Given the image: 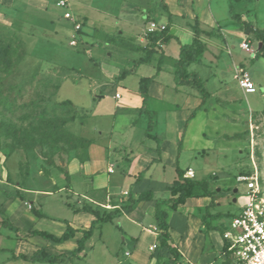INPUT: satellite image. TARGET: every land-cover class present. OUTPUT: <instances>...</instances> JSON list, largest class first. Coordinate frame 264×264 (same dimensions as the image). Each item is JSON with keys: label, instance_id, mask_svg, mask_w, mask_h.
I'll return each mask as SVG.
<instances>
[{"label": "rangeland", "instance_id": "rangeland-1", "mask_svg": "<svg viewBox=\"0 0 264 264\" xmlns=\"http://www.w3.org/2000/svg\"><path fill=\"white\" fill-rule=\"evenodd\" d=\"M14 1L19 2L15 5ZM100 1L70 0L76 7L69 10L78 12L81 5L94 7ZM229 12L243 16L253 28H264V0L210 1L205 13H211L227 34L234 47L233 56H228L223 50L220 54L215 51L218 57L212 63H208V56L204 57L209 66L199 70L205 91L210 97L202 105L205 111H197V116L187 127V140L182 143L181 157L182 168L190 167L196 179L210 176L214 189L221 193L216 211L226 215L235 214L246 203L245 187L238 182L239 176L250 175L256 170L264 195V56L251 59L249 53L240 49V44L248 36L252 38L250 50L253 52L258 50L259 43L231 20ZM105 17V29L114 30L117 26L118 32L122 30L126 36L129 35L126 30L130 28L132 32L145 28L139 19L137 23L127 25L110 16ZM35 19L38 23H35ZM45 20L43 14L25 9L21 0H0V52L8 51L7 56L1 55L0 58V198L7 203L8 209L15 210V214L20 217L16 223L23 228L35 223L31 213L33 209L39 208L29 205L31 201H38L35 195L56 189L51 174L43 169L45 167L52 171L53 168L45 165V159L50 157V146L42 143L36 134L46 124L45 121L68 120L74 115L75 120L68 122L64 129L79 140H94L98 132L111 131L112 139L109 142L112 146L129 143L133 150L139 147L145 131L141 118L131 127L133 118L137 116L135 105L129 104L127 107L123 103L136 99L137 76L129 75L119 83L117 89L122 98L118 101L113 98L116 88L111 89V85L117 83L118 75L126 67V58L120 54L121 48L112 47L117 51L112 58L103 56L102 51H94L93 54L98 55L95 59L91 50L98 43L96 35L86 33L84 36L82 32L77 33V36L82 34L84 40L78 48L70 46L72 35L67 36L65 33L60 40L54 39L58 41L52 47L51 28L47 23H42ZM132 32L127 37L133 35ZM232 58L234 61H244L245 69L252 76L257 89L255 93L242 91L238 87L233 77ZM148 68L143 66L141 74L147 73ZM65 100H69L72 105H55ZM123 106L126 108L119 109ZM152 106L159 108L157 104ZM160 117L154 131L159 136L163 130L162 113ZM164 134L166 147L175 143L176 132L167 131ZM231 136L235 138H229ZM107 141L103 139L102 143L106 144ZM63 146V150L52 156L55 165L66 169L67 162L86 158L84 145L78 144L76 148H71L69 144ZM98 154L102 155L103 152L99 151ZM96 155L92 157L94 162L101 160ZM134 161L136 159L130 170L136 166ZM70 170L72 184L77 191H81L84 185L80 174L75 166ZM166 171L165 178L169 183L172 180L171 168L166 166ZM108 178L113 182L111 192L114 194L129 186L117 172ZM62 181L63 177L56 174L55 182L59 184ZM234 189H237L236 193ZM65 193L52 192L50 196L39 197V201L45 204L44 212L70 220V213L62 204L67 201ZM178 218L172 213L168 215V221L175 231L181 230L182 221L185 224V219L181 221ZM197 219L196 216L190 218L184 241L188 234L195 238ZM117 222H124V218ZM213 223L221 228L218 220H213ZM57 229L53 227L51 230ZM219 232V229L210 232L215 249L219 247ZM116 233L118 236V230ZM5 256L0 254V264ZM217 259L218 262L222 261ZM8 264L26 263L16 261Z\"/></svg>", "mask_w": 264, "mask_h": 264}, {"label": "crops", "instance_id": "crops-1", "mask_svg": "<svg viewBox=\"0 0 264 264\" xmlns=\"http://www.w3.org/2000/svg\"><path fill=\"white\" fill-rule=\"evenodd\" d=\"M21 1L25 9L29 8V10H34L36 13L46 16L47 20L42 23H47L51 28L50 45L52 47L62 38L63 33H65L67 36L72 35V39L75 38L78 43L75 47L70 46L72 48H78L79 43L84 41L82 38L83 35L85 36L86 33H90L96 35V41H98L91 50L92 56L94 58L96 57L95 59H97L98 55L93 54L94 51H102L103 56L112 58L113 53H117L112 47L121 48L120 54L126 58L124 62L126 64L125 69L131 70V73L127 76L133 74L137 76V86L135 88V91H137L135 93L136 99L132 100L133 103L132 101H124L123 103L127 107L129 104L135 105L134 109L137 116L133 118L131 127H134L137 124V120L141 118L145 131L143 138L139 142V147L135 149L136 152L131 148L129 143L112 146L109 142L112 139L111 131H107L106 133L98 132L94 140H92V143L86 148V158L84 160L73 159L67 162L66 170L70 178V188L68 189L66 188L64 178L59 184L55 182L56 174L59 173L61 176L62 174L55 168H52L49 174H51L53 182L56 184V189L44 194L40 193L35 195L38 201H31L29 205L32 207L38 206L39 209H37V212L43 215V217H37L34 213L29 212L32 214L35 223L28 228H23L16 223L18 219L20 220V217L15 214V210H11L12 208L8 209L7 203L1 201L0 198V210L5 213L12 225L19 229V233H14L0 225V241L3 243L0 246V250H2L0 254L6 255L5 259H1V264L16 261H21L26 264H48L12 258V253L15 256L19 254L31 256L39 249H43L48 256L64 257L62 258L61 264H162V262L169 259L173 260V264H231L224 255V242L221 237V231L226 227L228 220L233 215L238 214L242 207H239L238 211L231 215L217 212L215 206L219 204L218 201L221 198V193L217 192L218 189H214V184L210 179L208 180V189L214 193L212 198L201 197L188 199L184 205L178 206L176 210H172L169 205L163 204L160 206V210L166 215V223L169 227L168 232L172 240L171 245L177 251L175 258L171 257L165 248L159 247L157 238L160 231L157 226L158 221L154 216L156 203L171 197L168 187L177 179V167L183 172V175L187 170H191L193 172L192 179L201 180L195 178V173L190 167L183 169L181 166L182 143H185L184 141L187 140L185 132L197 116V112L193 117L190 115L199 107L200 98L195 89L189 86H176L174 82L173 62L178 57V42L180 44H190L192 42L193 34L191 27L194 21L199 24L201 30L200 41L204 44L205 49L199 60L190 64L187 70L188 72L196 73L200 77L203 87L204 81L200 75L199 68L209 66L205 63L204 57L208 56V63H212L218 57L215 51L220 54L223 50L226 51L228 56H233L232 50L234 47L227 38V34L211 13L209 15L205 13V10L207 8L209 9L211 0H163L172 15L170 34L176 40H172L168 45L159 44L155 48L150 61L139 64L136 67L132 66V62L144 56L142 49L148 43L149 23L154 22L159 26L165 27L168 22L167 14L159 10V8L152 13V3L155 0H101L99 2L100 4L94 7H89L87 4L81 5L80 9L77 10L78 12L69 10L75 6L70 3V0H66L67 7L65 9H61L56 5L58 0ZM18 2L14 1V4L16 5ZM107 4H110V6ZM45 10L47 14H44L46 13ZM57 10H61V12L58 13ZM65 11L71 14L72 19L63 18ZM79 12H81V15ZM105 16H110L117 20V22L121 21L127 25L137 23V19H139L145 28L137 32H132L130 28L126 31H128L129 35L130 32L134 34L127 37L129 35L126 36L124 31L121 30L118 32L119 28L117 26H115L116 28L114 30L105 29ZM34 21L38 23L36 19ZM75 24L80 25L79 31L74 30ZM81 32L83 35L80 34V36H77V33ZM206 33L211 34L207 35ZM54 39L58 40L55 42ZM108 39H115L118 41V44L114 42L106 43L105 40ZM244 42H247L250 47L252 38L248 36ZM241 44L240 49H242ZM256 52L250 50L246 53H249L250 58L254 59L256 58ZM160 57L162 58L160 71L155 75L157 61ZM232 64L233 77L235 79L236 71L239 68L245 69V65L243 60L234 61L233 58ZM143 66H148L149 68L147 73L141 74V68ZM153 75L155 77L148 86V99L146 103L147 110L153 114L152 127L149 130V117L145 113H140L142 98L138 93V83L140 78L152 77ZM127 76L122 78L118 75L117 83L111 85V89L116 88L113 95L115 101L121 100L122 98L117 87ZM250 79L253 82L252 76H250ZM256 90L254 86V91L250 93H255ZM116 94L119 95L118 98L115 97ZM152 104H157L159 108H155ZM126 106L119 107V109L123 110ZM202 107L198 110L199 112L200 110L205 111ZM117 113L118 110L114 112V115L116 116ZM161 113L163 115V130H161L162 133L159 136L154 131L159 123V118H161ZM182 124L183 127L181 129ZM167 131L177 133L175 143L170 144L168 147H166V142L163 139L165 137L164 133ZM234 136L229 138H235ZM103 139L108 140L106 144L102 143ZM157 148H159V152ZM99 151H102L103 154H98ZM135 153L136 155H134ZM95 154L101 160L94 162L92 157ZM134 159H136L134 161L136 166L133 167L134 170H130ZM72 166H75L81 176L82 185H84L81 191H77L72 184V172L70 170ZM166 166L171 168L172 180L169 183L165 178V174L168 171H166ZM116 172L123 177V180L129 186L122 189L119 193L114 194L111 192V184L113 182L109 180L108 176ZM140 174L141 178L137 180ZM208 177L210 176H206L203 179ZM65 191L68 193H65ZM144 191H150L152 193V200L134 204L129 203V199H136ZM52 192H64L67 195L66 203L63 201L62 204L70 213V220L44 212L45 204L39 201V197L50 196ZM233 192L236 193L237 189H234ZM84 204L100 212L118 210L119 213L111 222L97 226L92 236L84 243L83 250L73 255L72 253L76 249L77 242L82 235L81 230L88 229L95 219L89 213L73 212V209L80 208ZM170 213H172V216H179L181 221L185 219V224H182L183 221L181 223V230L175 231L173 229L170 221H168V215ZM194 216L198 218V223L194 230L195 238H192L188 234L186 236L187 240L185 239L186 241H184V234L188 232L189 220L190 218L193 219ZM122 218H124V222H117ZM213 220H218L221 228L216 226ZM66 223L77 232L71 239L62 243H55L39 236L24 237L26 232L34 230L45 232L54 237H60L66 229ZM53 227H57L58 229L53 231L51 230ZM213 229H219L220 231L218 239L219 247L216 249L213 239L210 236V232ZM117 230L119 233L118 236L116 235ZM119 236H121V239ZM152 246H155V248L150 250ZM217 258L219 260L221 259L222 263L218 262Z\"/></svg>", "mask_w": 264, "mask_h": 264}, {"label": "trees", "instance_id": "trees-1", "mask_svg": "<svg viewBox=\"0 0 264 264\" xmlns=\"http://www.w3.org/2000/svg\"><path fill=\"white\" fill-rule=\"evenodd\" d=\"M153 7L154 9L152 13L156 11L155 9L159 8V10H162L167 14L168 22L165 25L163 30L155 31L147 35L148 43L142 49L144 51V56L137 60H134L132 62L133 67H136L139 64L149 62L155 48H157L159 44L168 45L172 40H176L175 37L172 34H170L172 15L170 14L164 1L155 0ZM229 13H230V18L233 21H235L238 25H240L246 34L252 35V37L256 41L259 42L260 47L258 48L255 57L257 58L261 55L264 56V28L262 29L253 28L251 23L246 21L243 16L238 15V14H233L231 12ZM191 29H192L193 38L190 44H180L177 41L179 45V53H178L177 59H175L173 62V68H174V82L176 86H189L195 89L199 95L200 105L191 113L190 116L193 117L194 114L204 104V102L209 98V94L205 91L200 77L196 73L188 72L187 70L190 64L197 62L199 60V58L201 57L205 49L204 44L200 41L201 30L199 28L198 22L194 21ZM206 34L210 35L211 33H206ZM105 42L106 43L108 42L117 43L118 41H116L115 39H108V40H105ZM1 55L7 56L8 51H5V52L1 51L0 58H1ZM161 63H162V58L160 57L157 61L155 75L159 73ZM130 73H131V70L124 69L121 72L120 77L123 78ZM155 75H153L152 77L140 78L139 83H138V93L142 98V106L140 109V113H145L149 117V120H148L149 130L152 127L151 124H152L153 114L147 110V106H146L147 99H148L147 90H148L149 84L153 81ZM55 105L64 106V105H72V103L69 100H65ZM74 120H75L74 115H71L68 120H54V119L47 120L45 121L46 124L42 127L40 132L36 133L37 136L39 137V140L42 141V143H47L50 146L48 147L49 148L48 154L50 155V157L45 159L46 160L45 165L48 167L55 168L62 174L63 178L66 181L67 189L70 188L69 174L66 169L54 164L52 160V156L55 155L58 151L63 150V147H64L63 145L67 146L69 144L71 148H76L78 144H82L84 145L86 149L92 143V140H87V139L79 140L78 138L74 137L73 135L65 131L64 126L68 122H72ZM40 122H43V120H41ZM157 151L159 152V148H157ZM43 155L46 156L45 153H43ZM43 169L44 171H47V174H49V171L47 168L43 167ZM176 175H177V179L173 182V184L170 187H168V191L171 197L167 200H163V201H160L159 203H156L155 212H154V216L156 220L158 221L157 226L160 231L158 238H157L158 245L160 248H165L167 252L170 254V256L173 258L177 256V251L171 245L172 240L168 232L169 227H168V224L166 223V215L164 212L160 210V206L165 204V205H169L172 210H176L178 206L184 205L188 199L201 198V197L212 198L214 194L212 191L208 189V180L210 179V177L201 179V180L184 178L183 172L178 167L176 168ZM140 178H141V174L139 175L137 180H139ZM20 198L22 199V197ZM150 200H152V193L150 191H144L140 193L136 199H129V203L134 204L137 202L150 201ZM73 212L74 213H78V212L89 213L93 215V217L95 218L92 221L88 229L81 230L82 235L77 242L76 249L72 253L73 255L83 250L84 243L92 236L93 231L97 228V226L104 224V223L111 222L112 219L115 218L119 213L118 210L111 211V212H100L99 210L93 209L86 204H84L80 208L73 209ZM33 213L37 217H43V215L37 212L36 209H33ZM0 225L1 227L9 229L14 233H19V229L12 225L8 217L1 210H0ZM76 232H77L76 230L72 229L66 223V229L60 237H54L45 232H40L36 230L26 232L24 234V237L39 236L43 239L50 240L55 243H62L66 240L71 239ZM221 234H222V231H221ZM1 251L2 250H0V252ZM12 258L21 259V260L28 261V262L61 264L62 258L64 257L48 256L43 249H39L35 253H33L31 256H25L22 254L15 256L12 253ZM226 258L228 259V256H226ZM162 264H173V260L171 259L166 260L162 262Z\"/></svg>", "mask_w": 264, "mask_h": 264}, {"label": "built area", "instance_id": "built-area-1", "mask_svg": "<svg viewBox=\"0 0 264 264\" xmlns=\"http://www.w3.org/2000/svg\"><path fill=\"white\" fill-rule=\"evenodd\" d=\"M56 5L65 9L66 0H58ZM64 19H72L67 11L63 13ZM164 26H159L154 22L148 25V33L161 31ZM74 30L79 31L80 25L75 24ZM70 45L75 47V38L70 41ZM241 48L249 52L250 47L247 42L241 44ZM235 79L239 88L246 92H253L254 85L245 69L239 68L236 71ZM119 97L118 94L115 95ZM184 178L192 179L193 172L187 170ZM239 183L245 187L246 203L239 213L228 220L222 231L221 237L224 242V255L228 256L231 264H264V195L262 194L257 171L250 175H242L237 178ZM152 246L150 250L154 249Z\"/></svg>", "mask_w": 264, "mask_h": 264}]
</instances>
